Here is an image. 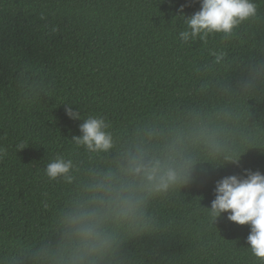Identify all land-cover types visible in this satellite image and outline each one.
I'll return each mask as SVG.
<instances>
[{"label":"trees","instance_id":"1","mask_svg":"<svg viewBox=\"0 0 264 264\" xmlns=\"http://www.w3.org/2000/svg\"><path fill=\"white\" fill-rule=\"evenodd\" d=\"M250 2L230 33L185 42L200 0H0V264H264L251 225L212 214L219 181L264 175ZM89 118L107 150L77 143Z\"/></svg>","mask_w":264,"mask_h":264},{"label":"clouds","instance_id":"2","mask_svg":"<svg viewBox=\"0 0 264 264\" xmlns=\"http://www.w3.org/2000/svg\"><path fill=\"white\" fill-rule=\"evenodd\" d=\"M200 3V10L186 20L191 32L180 34L185 42L189 36L195 39L202 33L228 34L241 21L256 13V6L250 0H200ZM67 114L71 119H80L79 113L70 107ZM104 126L103 120L87 119L81 125L83 136L76 138L77 143L86 144L91 150H107L111 145L110 137L103 131ZM18 148L23 149L24 145L20 144ZM70 167L71 163L63 160L51 162L47 167V175L55 179L67 174ZM148 178L152 179L153 176L149 174ZM168 179L175 180V175L169 173ZM223 213H229L228 219L235 223L251 225L248 243L253 255L264 262V175L248 172L246 178L230 176L219 181L216 185V198L212 203V214L218 217ZM94 235L98 234L91 230L85 233L86 238Z\"/></svg>","mask_w":264,"mask_h":264}]
</instances>
